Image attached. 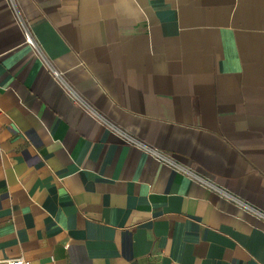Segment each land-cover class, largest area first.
<instances>
[{
	"label": "crops",
	"instance_id": "crops-1",
	"mask_svg": "<svg viewBox=\"0 0 264 264\" xmlns=\"http://www.w3.org/2000/svg\"><path fill=\"white\" fill-rule=\"evenodd\" d=\"M12 1L0 264H264L261 220L100 120L264 213V0Z\"/></svg>",
	"mask_w": 264,
	"mask_h": 264
},
{
	"label": "built area",
	"instance_id": "built-area-1",
	"mask_svg": "<svg viewBox=\"0 0 264 264\" xmlns=\"http://www.w3.org/2000/svg\"><path fill=\"white\" fill-rule=\"evenodd\" d=\"M11 1V6L13 7L14 10H16V6L14 1ZM17 13V12H15ZM20 25L23 27V33H24V43L30 45V46H35L34 40L26 28L25 24L21 19H19ZM36 47V46H35ZM53 77H60V74L58 72L52 70L51 71ZM69 93L72 94V92L68 89ZM101 122L107 126V128H110L114 133H116L119 137H121L124 142L127 144H130L132 146H136L140 150L146 152L149 154L155 161L164 164L166 166H169L173 169H175L178 172H181L182 174H185L187 177L191 178L192 180L196 181L198 184L201 186L215 192L218 196L223 197L234 204H236L242 211L247 212L248 214L254 216L255 218L261 220L264 223V213L260 211L259 209L255 208L254 206L248 204L247 202L241 200L238 196L232 194L228 190H226L223 187H220L216 185L212 180L209 178H206L198 173H196L193 169L183 166L177 161H175L172 157L167 155L166 153L162 152L161 150L148 146L141 142L140 140L136 139L132 135L126 133L125 131L119 129L118 127L110 124L103 118H100ZM7 264H25L24 259L19 257L15 258L13 260L7 261Z\"/></svg>",
	"mask_w": 264,
	"mask_h": 264
}]
</instances>
